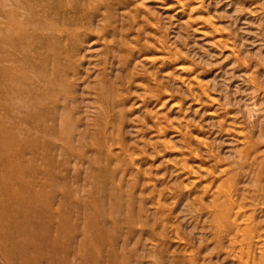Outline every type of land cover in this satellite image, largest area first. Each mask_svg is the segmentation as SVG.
<instances>
[{
  "label": "rangeland",
  "instance_id": "obj_1",
  "mask_svg": "<svg viewBox=\"0 0 264 264\" xmlns=\"http://www.w3.org/2000/svg\"><path fill=\"white\" fill-rule=\"evenodd\" d=\"M0 89V264H264V0H0Z\"/></svg>",
  "mask_w": 264,
  "mask_h": 264
},
{
  "label": "bare ground",
  "instance_id": "obj_2",
  "mask_svg": "<svg viewBox=\"0 0 264 264\" xmlns=\"http://www.w3.org/2000/svg\"><path fill=\"white\" fill-rule=\"evenodd\" d=\"M1 90V89H0ZM5 94V93H4ZM11 100V99H10ZM5 106V105H4ZM7 107V106H6ZM24 108V107H23ZM27 110H29V109H27ZM29 113V112H28ZM9 114H11V113H9ZM25 114H26V112H25ZM30 114V113H29ZM30 116H32V114H30ZM7 119H9V118H7ZM27 119H28V121H29V117L27 116ZM15 127V126H14ZM25 130V129H24ZM29 131V130H28ZM31 131V130H30ZM18 132V131H17ZM24 132H26V131H24ZM24 132H22V134L24 133ZM2 132H0V134H1ZM11 133H12V131H11ZM8 134V133H7ZM18 134V133H17ZM1 135H3V134H1ZM9 135V134H8ZM19 135V134H18ZM27 136V135H26ZM17 137V136H16ZM35 137V136H34ZM0 138H2V137H0ZM22 139V138H24V137H19V139ZM7 139V138H6ZM18 139V138H17ZM36 139H37V137H36ZM23 140V139H22ZM0 142H2L1 140H0ZM22 142H24V140L22 141ZM36 142H38V141H36ZM10 143H11V141H10ZM37 144V143H36ZM8 145V144H7ZM35 145V144H34ZM39 145H40V143H39ZM47 145H48V143H47ZM46 145V146H47ZM38 146V145H37ZM41 146H43V144L41 145ZM41 146H38V148L40 147L41 148ZM7 147V146H6ZM49 146H47V148H48ZM20 148V147H19ZM44 149H45V147H43ZM42 148V149H43ZM8 149V148H7ZM36 149V148H35ZM41 150V149H40ZM40 150H38V151H40ZM49 149H47V151H48ZM5 151H6V149H5ZM32 151H35V150H32ZM38 151H36L37 153V155H38ZM46 151V152H47ZM18 152V151H17ZM24 152V151H23ZM1 153V152H0ZM19 153V152H18ZM28 153H29V151H28ZM31 153V152H30ZM41 153V152H40ZM45 153V152H44ZM48 153V152H47ZM33 154V153H32ZM35 154V153H34ZM43 154V153H42ZM41 154V155H42ZM49 154V153H48ZM29 155V154H28ZM31 156V155H30ZM23 157V156H22ZM44 157V156H43ZM7 158V157H6ZM5 158V159H6ZM24 158H26V157H24ZM36 158H38V156H36ZM32 159V158H31ZM34 160V159H33ZM43 160V159H42ZM48 160V159H47ZM53 160V159H52ZM26 161H27V158H26ZM54 161V160H53ZM5 162V161H4ZM22 162V161H21ZM36 164H37V161H36ZM36 164H35V166H36ZM47 164V163H46ZM46 164H45V166L44 167H46ZM54 164V163H53ZM52 164V165H53ZM19 165V164H18ZM34 165V164H33ZM25 166V165H24ZM26 166H28L27 164H26ZM31 166V165H30ZM38 167L40 166V165H37ZM48 166V165H47ZM53 166H51V168H52ZM5 168V167H4ZM22 168V167H21ZM32 169L33 168H35V167H31ZM47 168V167H46ZM39 169V168H38ZM41 169V168H40ZM25 170H26V168H25ZM29 170V169H28ZM36 170V169H35ZM47 170V169H46ZM49 170V169H48ZM7 171V170H6ZM6 171H5V173H6ZM17 171V170H16ZM24 171V170H23ZM43 171V170H42ZM45 171V170H44ZM4 172V171H3ZM14 172V171H13ZM28 172V171H27ZM32 172V171H31ZM38 172H40V171H38ZM38 172H36V173H38ZM51 172V171H50ZM49 173V172H48ZM42 174V173H41ZM44 175H45V173H44ZM54 175V174H53ZM53 175H51L50 174V176H51V179H52V176ZM31 176V175H30ZM13 177V176H12ZM27 177H28V175H27ZM32 177V176H31ZM44 177V176H43ZM10 178V177H9ZM35 178H36V176H35ZM39 178V177H38ZM48 178V177H47ZM27 179V178H26ZM31 180H32V178H30ZM34 179V178H33ZM37 179V178H36ZM42 179V178H41ZM41 179H39L40 181H41ZM28 181V180H27ZM49 181V180H48ZM47 181V182H48ZM9 182V181H8ZM20 182V181H19ZM11 183V182H10ZM22 183V182H21ZM29 183H31V181H29ZM42 183V182H41ZM44 183V182H43ZM54 183V182H53ZM45 184V183H44ZM35 185V184H34ZM39 185V184H38ZM41 185V184H40ZM47 184H45V187H51V186H49V185H47ZM42 186H43V184H42ZM41 186V189H43V187ZM29 187H31V186H29ZM32 189V188H31ZM38 189V188H37ZM40 189V190H41ZM4 191V190H3ZM22 191V190H21ZM29 191V190H28ZM43 191V190H42ZM18 192V191H17ZM29 193V192H28ZM39 193V192H38ZM45 194H46V192H44ZM44 193H43V195H44ZM59 193V192H58ZM40 194H41V192H40ZM31 195H32V193H31ZM34 195V194H33ZM53 195V194H52ZM21 196V195H20ZM26 196V195H25ZM41 196H42V194H41ZM45 196V195H44ZM47 197V196H46ZM53 197V196H52ZM55 197V196H54ZM23 198V197H22ZM39 198H41L40 200L39 199H37V200H39L38 202H43L44 200V198L45 197H39ZM49 198V197H48ZM47 198V199H48ZM51 198V197H50ZM19 199V198H18ZM7 200V199H6ZM46 200V199H45ZM26 201V200H25ZM23 202V201H22ZM37 202V201H36ZM36 202H35V204H36ZM38 202H37V204H38ZM52 202H54V201H52ZM51 202V203H52ZM26 202H24V204H25ZM44 203H45V201H44ZM29 203L27 202L25 205H28ZM32 204V203H31ZM34 204V203H33ZM32 204V205H33ZM39 204H41L42 205V203H39ZM46 204V203H45ZM52 205H53V203H52ZM16 206V205H15ZM45 206V205H44ZM17 207V206H16ZM24 207H26V206H24ZM29 207V206H28ZM28 207H26L23 211H29V208ZM31 207V206H30ZM39 206H37L36 208H34V205H33V208L31 207V211H29V212H27L28 214V216L30 215L31 217H33V216H35L34 218H36V217H38V216H40L41 214H42V212H41V210H39V208H38ZM42 207V206H41ZM50 207H51V204H50ZM48 208V207H47ZM233 208V207H232ZM42 209H43V207H42ZM52 209V208H51ZM59 209V208H58ZM19 210V209H18ZM49 211H50V209H49ZM53 211V210H52ZM51 212V211H50ZM57 212L59 213V211L57 210ZM57 212H55V213H57ZM70 212V211H69ZM68 212V213H69ZM50 214V213H49ZM66 214V213H65ZM70 214V213H69ZM51 215V214H50ZM52 215H54L53 213H52ZM51 215V216H52ZM58 215V214H57ZM60 215V214H59ZM230 215V214H229ZM233 215V214H232ZM235 215V214H234ZM51 216H50V218H51ZM67 217V216H66ZM31 219V218H30ZM42 219V218H41ZM54 219V218H53ZM58 220H60V219H58ZM233 220V219H232ZM30 221V220H29ZM39 221V220H38ZM42 221V220H41ZM46 221V220H45ZM31 222V221H30ZM30 222H28V223H30ZM48 222H50V221H48ZM57 223V222H56ZM233 223V222H232ZM51 224V223H50ZM63 224V223H62ZM68 224V223H67ZM236 224V223H235ZM235 224H234V226H235ZM42 225V224H41ZM54 225V224H53ZM59 225V224H58ZM52 226V225H51ZM57 226V225H56ZM228 228L230 229V231H232L233 229L235 230V228L233 227V224H232V226L231 225H229V222H228ZM230 226L231 227H233V229L232 228H230ZM238 227V226H237ZM240 227V226H239ZM52 228V227H51ZM54 229V228H53ZM52 229V230H53ZM58 229H60V227L58 226ZM232 229V230H231ZM244 230H245V228H243ZM248 229H249V227H248ZM43 230V229H42ZM50 230V229H49ZM51 230V231H52ZM71 230V229H70ZM101 230V229H100ZM250 230V229H249ZM229 231V230H228ZM236 231H237V228H236ZM236 231H234V232H236ZM243 231V230H242ZM257 231V230H256ZM40 232V231H39ZM233 232V231H232ZM245 232V231H244ZM246 232H247V228H246ZM257 232H259V231H257ZM53 233V232H52ZM65 233V232H64ZM237 233H238V231H237ZM50 234H51V232H50ZM55 235H56V233H54ZM231 234V233H230ZM236 234V233H235ZM257 234V233H256ZM260 234V233H259ZM29 235V234H28ZM35 234H32V236H33V238H31L30 239V242L32 241V242H35V238H36V240L38 241L39 239L36 237V236H34ZM72 235V234H71ZM95 235V234H94ZM93 235V236H94ZM229 235V234H228ZM237 236H238V234H236ZM240 235V234H239ZM30 236L31 235H29L28 237L30 238ZM31 236V237H32ZM41 236V235H40ZM44 236V235H43ZM47 236V235H46ZM66 236V235H65ZM232 236H233V234H232ZM259 236V235H258ZM38 237H39V235H38ZM42 237V236H41ZM45 237V236H44ZM52 237V236H51ZM249 237V236H248ZM247 237V238H248ZM263 237V236H262ZM40 238V237H39ZM43 238V237H42ZM46 238V237H45ZM62 238V237H61ZM50 239V236H48V238H47V241L45 240L44 241V246L46 245L48 248H50L51 249V251L53 250H55V249H57L58 248V238H55V239H50V242H48V240ZM249 239V238H248ZM264 239V238H263ZM41 240V239H40ZM40 240H39V242H40ZM36 241V242H37ZM87 241V240H86ZM42 242H43V240H42ZM41 242V243H42ZM63 242V241H62ZM257 242V241H256ZM64 243V242H63ZM30 244V243H29ZM258 244H259V241H258ZM264 244V243H263ZM65 246V245H64ZM244 246H246V245H244ZM62 247V246H61ZM45 248V247H44ZM63 248V247H62ZM248 248V247H247ZM253 248H254V246H253ZM260 248V250L262 251V249L264 248L262 245L259 247ZM61 249V248H60ZM257 249H258V246H257ZM247 250V249H246ZM264 250V249H263ZM142 251V250H141ZM248 251V250H247ZM264 252V251H263ZM243 255V254H242ZM264 255V254H263ZM37 257V256H36ZM264 257V256H263ZM54 258V257H53ZM86 258V257H85ZM241 258V257H240ZM247 260H248V264H256V257L255 256H252V254L251 253H249L248 254V256H247ZM258 258V257H257ZM259 258H261V257H259ZM222 260V259H221ZM245 260V259H244ZM259 260H261V259H259ZM263 260V259H262ZM262 260H261V262H262ZM85 262V261H84ZM86 263V262H85ZM84 263V264H85ZM239 264V263H238ZM260 264H263V263H260Z\"/></svg>",
  "mask_w": 264,
  "mask_h": 264
}]
</instances>
